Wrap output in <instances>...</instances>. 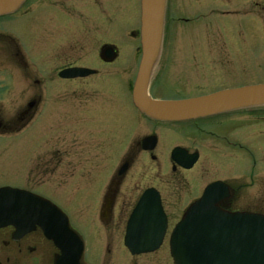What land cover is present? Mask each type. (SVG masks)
<instances>
[{"label": "flooded vegetation", "instance_id": "af4514ba", "mask_svg": "<svg viewBox=\"0 0 264 264\" xmlns=\"http://www.w3.org/2000/svg\"><path fill=\"white\" fill-rule=\"evenodd\" d=\"M61 1L63 0H43L40 3L39 0H24L14 12L0 15V162H3L0 163V187L17 188L39 195L62 210L69 206L89 209L97 207V220L92 221V224L90 221L81 222V225L84 226L85 223L90 228L91 236H96L90 242L95 247L93 252L98 253L97 264H172L168 248L170 232L184 209L201 194L200 191L192 192L190 185L193 182L194 188H197L198 177L193 175L190 178L188 175L186 178L185 174L192 172L202 160L200 147L206 146L209 149L207 152L213 153L212 146L226 145L227 149L239 153V167L242 170L237 173L241 172L237 179L246 181L248 173L247 187H253V192L257 193L250 195V201L242 195L245 183L216 179L221 180L226 188L217 205L229 212L249 211L264 215V182L259 181H264V127H259L264 125V107L233 110L223 115L188 121L155 120L145 116L133 105L132 80L128 97L133 113L146 120L150 127L143 134L131 130L128 135L125 125L119 128L118 133L112 117L114 110L100 111L101 107L90 105L91 100L86 99L88 93L96 87L95 77L99 75L96 66L99 63L108 68L115 65V71L110 73L113 75H117V68L122 66L121 63H116L121 55L117 46L116 20L113 22L111 17L109 21H102L101 18L102 13L116 15L117 9L114 12L112 9L117 1L109 0L104 7L98 0L71 1L75 7H83L79 12L85 19L86 33L89 31L86 20L94 16L93 32L90 33L93 49H96L93 54V67L75 64L74 53L68 47L71 24L68 27L65 24L69 16L63 14L65 9L61 7ZM244 5L245 0H166L162 41L153 67L149 95L155 99L178 100L231 88L220 87L197 93L198 58L195 47L190 41L175 40L173 43L167 37V31L172 24L168 20L169 11L177 6L173 11L176 13L180 8V16L173 21L180 22V26L197 28L201 23L200 26L204 29L205 23L206 31H212L219 29V26L226 27L225 21L229 25L230 16H244L245 12L249 17H254L252 20L255 22L257 16L249 10L245 11ZM195 6H198L196 12ZM225 7L237 8L228 10ZM40 9L45 10V19L39 16ZM183 9L189 14H183ZM91 11L93 14H90ZM192 12L199 14L194 18ZM28 17L35 18L34 22L42 29H30L32 22ZM44 22L45 25H42ZM48 22H51L50 27ZM14 28L16 29L13 30ZM102 30L106 33L103 40L100 38ZM237 31L241 32L238 29ZM130 35L135 36L138 42L134 50L138 54L137 70L141 55L139 30ZM95 38L99 40L94 41ZM227 45L228 41H223L216 50L214 46L215 51L209 53L211 55L206 57L207 61L222 67L227 59V51L224 50L228 49ZM192 53L195 55L191 56ZM213 54L218 56L217 61L215 57L211 58ZM172 65L181 70L174 80L169 75ZM72 68H85L90 72L70 76ZM129 68L131 69L130 66ZM91 77V89H87L85 84H76L77 81L82 83ZM192 91L195 93H187ZM124 115L126 124L134 123L132 113L126 111ZM242 128L244 129L241 134L235 135ZM243 133L250 135V144L257 140L256 155L243 144ZM126 138L128 141L124 144L120 161L115 168L106 171V180L102 183L104 175L97 162L105 156L111 157L117 143ZM149 138L155 139L154 147L143 149V142ZM202 141L206 142L205 145L200 144ZM176 146L185 149L181 153V161L188 163L196 157L191 169H184L170 160V152ZM73 157L75 160L71 162ZM163 157H166L167 164L161 168L158 160ZM206 160L203 168L211 173L213 171L209 167L219 162L214 157H207ZM87 161L93 162V169L89 174L84 170ZM140 161L153 162L156 167L151 170L144 169L146 172L139 166L134 170L135 164ZM121 166L126 167L125 171L119 172ZM167 166L170 179L173 177L171 174H185V183L182 181L178 187L172 178L170 184L165 185ZM137 181H154L157 184L142 185L136 183ZM151 188L157 192L165 213L166 230L161 244L154 251L131 253L123 244L127 220L139 198ZM149 193H153L149 195V203L154 204V194H157L154 191ZM89 198L91 202L84 205V199ZM69 225L71 226L70 221ZM71 228L77 232L74 227ZM78 235L85 250V242L79 233ZM100 252L102 257L104 255L107 258L104 262ZM58 254L57 247L37 226L30 231H25L24 227L16 229L10 224L0 227V264H56ZM79 264H87L83 256Z\"/></svg>", "mask_w": 264, "mask_h": 264}, {"label": "rangeland", "instance_id": "374dc122", "mask_svg": "<svg viewBox=\"0 0 264 264\" xmlns=\"http://www.w3.org/2000/svg\"><path fill=\"white\" fill-rule=\"evenodd\" d=\"M40 3H42L43 0H39ZM70 1V2H69ZM69 1H61V7L65 9L63 11L64 15L69 16V19L66 22V26H69L70 35L71 38L69 39V50L74 53V58L76 60V65L79 66H94L93 62V54L96 53V49H93V38L90 36V33L93 32V23H94V16L88 17V33L85 32V19H83V16L80 15V10L78 5L75 7L73 3H71L72 0ZM109 0H98L97 2L100 3L103 7L104 5L108 4ZM117 3H115L114 8L112 11L114 12V9H117L116 15L112 16L110 13H106L101 15L102 21H109L112 17L113 22L116 20V26H117V39L118 43L117 46H119L121 50V55L117 59L116 63L122 64V66L117 68V72H119L117 75L110 74L112 71H115V65L110 66L109 68L106 66H103L99 63L96 68L99 71V75L96 76V87L94 91H91L88 93L87 101L90 99L91 103L90 105L96 106L97 108L101 107L102 109H99L100 111H106L109 109H113V119H115V125L118 127V133H120L119 128L125 125H127L126 130L129 131L128 135H130V131L142 133L143 131L146 132V130L149 129V124L147 125V121L140 116L135 115L133 113V108L130 103L129 99V89L131 85V81L134 79V75L136 73V64L138 60V54L135 53V47L138 46V42L135 36H131L130 33L139 30V17H140V0H116ZM173 2H176V0H173ZM30 4V3H29ZM41 7V6H39ZM245 11L249 10L251 13L256 15V20H252L254 17H249V14L245 12V15L243 14H232V16L235 15V17L230 16L229 25L225 21L224 26H219V29H213L206 31V24L204 23V29L199 25H197V28H193L190 26H180V22H173L175 18L180 16L178 11L180 8H178L177 12L174 13L177 9V6L170 8L169 11V18L168 20L171 21V27L167 31V37H170V40L174 43L175 40H181V41H190L192 46L195 47L196 52V58H198L197 63V72H196V81H197V93H204L208 91H212L213 89L220 88V87H240V86H248V85H254V84H261L264 83V0H245ZM237 7H225V9L233 10ZM241 8V7H240ZM198 9V6H195L196 12ZM183 14H189L188 11L182 10ZM192 12V17L196 18L199 13L194 14ZM39 16L41 18L45 17V10L40 9L38 12ZM232 13V12H230ZM90 14H93L91 11ZM97 16L99 14L95 13ZM88 14L86 13V17ZM62 17H64L62 15ZM118 17V19L116 18ZM57 21L58 18H55ZM83 19V20H80ZM178 19V18H177ZM28 20L31 23L30 29L32 30H41L42 27L40 25H37L33 17H28ZM226 20V19H225ZM180 21V20H179ZM197 23V22H196ZM199 23V22H198ZM34 24V25H33ZM49 27L51 26V22H48ZM54 24V23H53ZM170 24V22H169ZM242 24V25H240ZM42 25H45V22L42 23ZM48 27V28H49ZM86 28V30L88 29ZM14 28L13 30H15ZM238 30H241V32H238ZM36 32V31H34ZM106 33L104 30L101 32L100 38L103 40ZM99 40V38H95L94 41ZM227 42L228 49H224L227 51V59L224 61L223 66L221 67L217 63L213 62V64L210 63V60L207 61V56L211 55L210 52L215 51L218 46H221L222 42ZM226 45V43H224ZM189 46V45H188ZM215 46V50H213V47ZM213 50V51H212ZM123 52V53H122ZM195 54L192 53L191 56H194ZM215 57V61H217L216 54H213L211 58ZM206 58V59H203ZM123 59V60H122ZM212 60V59H211ZM79 61V62H77ZM124 66H127L124 68ZM131 67V69L129 68ZM181 70L176 65H172V69L169 70L170 77L173 78V80L176 78V76L179 74ZM116 72V73H117ZM121 72V73H120ZM192 77V74L190 75ZM93 78L91 77L89 80L84 82H78L79 84H85V87L87 86V89H91L90 84H92ZM71 84V83H70ZM89 86V87H88ZM194 94L195 92H187ZM95 97V99H94ZM104 109V110H103ZM124 109V111H122ZM126 111H129V113L134 116V123H127L126 124V116L124 113ZM131 119V118H130ZM217 123V122H213ZM203 127V126H202ZM259 127H264L263 124L259 125ZM152 128V127H151ZM244 128L240 129L239 133L241 134ZM253 133V132H252ZM254 134V133H253ZM244 135V133H243ZM243 139V138H242ZM264 140V138H263ZM128 141V138H126L124 141L118 142L115 148V151L112 152L110 155L111 157L105 156L101 159L98 164L99 169L102 170L104 175V181L106 180V171L112 170L111 168H115L117 165L119 159L122 157L121 154H123V148L124 144ZM257 141V140H256ZM255 141V142H256ZM199 142V141H198ZM197 142V143H198ZM243 144H246V147H248L251 151H254V155H256V143L250 144L252 142L250 135L248 133H245ZM261 142V141H260ZM205 141L200 142V144L205 145ZM213 143L215 141L213 140ZM199 146V145H198ZM253 146V148H252ZM224 147V150H223ZM207 147H200L202 160L195 166V168L192 170V172H186V178H188V175L193 177H198L196 179L198 187L194 188L195 185L193 182L190 184L191 188L193 189L192 192H198L202 190L204 187V184L210 183L211 181H214L216 179H227V181H230L232 183L234 182H243L245 183V189L242 191V195H245V197L252 201L250 198V195H256L257 193L253 192V187H247L248 186V177L249 174L246 173V181L242 178H238L237 174L240 170V162H239V153H237L233 149H227L226 145L215 147L212 146L213 153L207 152ZM223 150V151H222ZM168 152V150H167ZM252 153V152H251ZM121 156V157H120ZM207 157H214L216 162L219 163L209 167L210 171H213L211 173L204 170V166L206 165V158ZM75 159L71 160L73 162ZM1 164L3 162H0ZM4 163H7L4 162ZM159 167H164L166 162V157L159 158L158 160ZM215 163V162H214ZM219 164L223 166H218ZM153 162H142L135 164L134 170L137 169L139 166L140 169L145 171L144 169L151 170L154 166ZM224 168H227L224 170ZM93 169V162L87 161L85 165V173L89 174L90 170ZM242 170V169H241ZM240 170V171H241ZM146 172V171H145ZM244 172V171H243ZM167 177L165 185H169L171 182V179L174 178L176 181V185L179 187V184L183 181L185 183V174L183 175H173L171 179L169 178V168L167 166L166 171ZM235 175V179L230 178ZM261 183L264 182L263 179L259 180ZM136 183L147 185V184H157L154 181H137ZM190 183V181H189ZM162 185V184H161ZM200 188V190H199ZM188 190V188H187ZM184 194V192H183ZM190 198H192L190 196ZM255 198V196H254ZM187 199V196H186ZM192 200V199H191ZM190 200V201H191ZM256 200V198H255ZM262 200H264V196H262ZM88 202H91V199H84V205H87ZM65 206V205H64ZM65 213L70 218V224L71 227H74L77 232L82 236L84 242H85V251L83 252V259L87 264H97L98 259V253L93 252V249L95 247L92 246L90 239L96 236H91L90 228L84 223V226L81 225L82 221L89 222L92 224L94 220L98 219V208L96 209H89V208H71L65 207L64 208ZM89 218H91L89 220ZM92 235H94V230H92ZM101 260L104 262L107 258L100 252ZM104 264V263H101ZM110 264V263H105Z\"/></svg>", "mask_w": 264, "mask_h": 264}, {"label": "water", "instance_id": "95a60500", "mask_svg": "<svg viewBox=\"0 0 264 264\" xmlns=\"http://www.w3.org/2000/svg\"><path fill=\"white\" fill-rule=\"evenodd\" d=\"M22 1L0 0V15L15 10ZM165 5L166 0H140L142 56L132 96L141 112L154 119L171 121L216 114L233 108L264 105V84L180 101L152 100L148 97L147 89L161 45ZM220 186V182L208 185L200 199L188 207L176 224L170 237L174 264H238V259L240 264H264V216L229 214L216 207ZM2 192L0 189V221L6 217L5 224H8L11 223L9 216L14 219L26 217L33 227L38 225L59 249L56 264H79L82 243L57 207L33 196L27 205L14 209L11 215L8 207V214H3ZM161 232L162 229L158 228V235ZM125 243L129 247L132 245L128 234Z\"/></svg>", "mask_w": 264, "mask_h": 264}, {"label": "bare ground", "instance_id": "6f19581e", "mask_svg": "<svg viewBox=\"0 0 264 264\" xmlns=\"http://www.w3.org/2000/svg\"><path fill=\"white\" fill-rule=\"evenodd\" d=\"M191 120H192V118H190ZM196 121H198V120H196Z\"/></svg>", "mask_w": 264, "mask_h": 264}]
</instances>
